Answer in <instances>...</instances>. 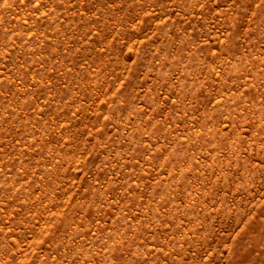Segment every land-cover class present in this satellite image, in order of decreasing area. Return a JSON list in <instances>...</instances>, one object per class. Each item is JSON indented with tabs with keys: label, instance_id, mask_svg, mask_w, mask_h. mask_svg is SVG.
Segmentation results:
<instances>
[{
	"label": "rangeland",
	"instance_id": "1",
	"mask_svg": "<svg viewBox=\"0 0 264 264\" xmlns=\"http://www.w3.org/2000/svg\"><path fill=\"white\" fill-rule=\"evenodd\" d=\"M0 264H264V0H0Z\"/></svg>",
	"mask_w": 264,
	"mask_h": 264
}]
</instances>
